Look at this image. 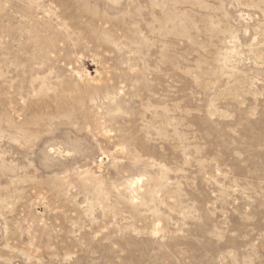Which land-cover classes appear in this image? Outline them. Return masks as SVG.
I'll return each mask as SVG.
<instances>
[{
	"label": "rangeland",
	"instance_id": "1",
	"mask_svg": "<svg viewBox=\"0 0 264 264\" xmlns=\"http://www.w3.org/2000/svg\"><path fill=\"white\" fill-rule=\"evenodd\" d=\"M0 264H264V0H0Z\"/></svg>",
	"mask_w": 264,
	"mask_h": 264
}]
</instances>
